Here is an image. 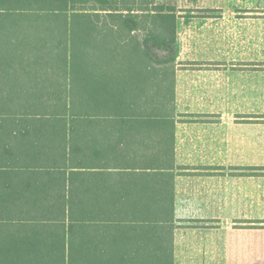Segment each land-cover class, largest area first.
<instances>
[{"label":"trees","instance_id":"trees-1","mask_svg":"<svg viewBox=\"0 0 264 264\" xmlns=\"http://www.w3.org/2000/svg\"><path fill=\"white\" fill-rule=\"evenodd\" d=\"M176 21L175 7L159 0H0V264H173L168 191L143 182L121 198L103 186V171H90L106 169L90 138L95 124L104 134L106 118L163 117L139 108L133 87L126 106L107 110L103 83L110 72L155 73L163 105ZM40 119L44 191L25 176L40 168L28 150L39 145ZM126 161L153 169V159Z\"/></svg>","mask_w":264,"mask_h":264},{"label":"crops","instance_id":"crops-1","mask_svg":"<svg viewBox=\"0 0 264 264\" xmlns=\"http://www.w3.org/2000/svg\"><path fill=\"white\" fill-rule=\"evenodd\" d=\"M188 10L190 17L183 20L176 9L175 71L163 83L168 88L163 105L155 92L162 86L156 80L159 75L106 74L107 110L126 106L133 87L139 108H158L164 115L146 121L106 118L103 135L95 124L91 157L103 156L106 169L90 171H103L100 183L114 185L121 198L130 186L138 192L143 182L151 186L149 190L168 191L173 205V264H257L258 181L247 173V167L264 157V127H258L256 118L257 89L264 87V73L251 65L256 60L251 56L256 23L246 7L245 17L232 22H226L228 12L221 5ZM145 76L152 79L148 86ZM97 85L101 83L90 82L91 89ZM146 87L151 89L148 94ZM37 124L39 145L28 150L40 168L25 176L33 177L30 181L44 191V119ZM128 158L141 163L153 159V169L128 168ZM166 158L169 166H154Z\"/></svg>","mask_w":264,"mask_h":264},{"label":"rangeland","instance_id":"rangeland-1","mask_svg":"<svg viewBox=\"0 0 264 264\" xmlns=\"http://www.w3.org/2000/svg\"><path fill=\"white\" fill-rule=\"evenodd\" d=\"M164 4H171L179 9L187 20L190 17L188 7L192 6H224L228 14H226V22H232L234 17L244 18V7L251 8V17L256 23L254 42L251 47V56H255V62L251 65L258 72L264 73V0H159ZM232 9L236 10L232 13ZM200 13V12H199ZM205 14V12L203 13ZM215 14V13H213ZM242 20V19H241ZM231 26V25H230ZM232 30L226 29V32ZM248 51V50H247ZM257 123L258 127H264V87L257 89ZM259 146V145H258ZM250 171L248 174L257 176V228H258V256L257 264H264V157L257 159V165L247 167ZM255 171V172H254Z\"/></svg>","mask_w":264,"mask_h":264}]
</instances>
